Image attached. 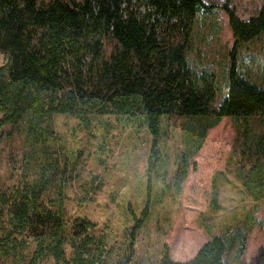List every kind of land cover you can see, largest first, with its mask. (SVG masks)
<instances>
[{
	"label": "trees",
	"instance_id": "16d2710c",
	"mask_svg": "<svg viewBox=\"0 0 264 264\" xmlns=\"http://www.w3.org/2000/svg\"><path fill=\"white\" fill-rule=\"evenodd\" d=\"M213 8L203 0H50L43 6L0 0L6 58L0 66V131L10 125L24 136L20 182L0 188V264H43L47 257L58 264H135L138 233L152 214L161 124L169 117L212 119L202 137L221 119H233L241 183L254 201L264 200V131L252 134L250 125L258 119L264 126V87L237 66L240 51L264 35V7L243 21L223 6L235 44L228 92L217 109L213 104L223 89L215 75L195 72L188 59L195 22ZM59 114L86 124L104 116L146 119L153 137L146 200L140 214L129 206L132 225L124 231L121 253L92 221L67 217L71 158L55 129ZM227 233L187 262L173 261L165 246L160 264H225Z\"/></svg>",
	"mask_w": 264,
	"mask_h": 264
},
{
	"label": "rangeland",
	"instance_id": "374dc122",
	"mask_svg": "<svg viewBox=\"0 0 264 264\" xmlns=\"http://www.w3.org/2000/svg\"><path fill=\"white\" fill-rule=\"evenodd\" d=\"M37 1L43 6L50 0ZM203 1L214 8L198 16L188 59L195 72L215 75V84L223 89L213 104L217 109L228 92L229 55L235 44L223 6L248 21L264 7V0ZM107 50L110 53L112 47ZM5 61L0 50V66ZM237 66L264 87V35L240 51ZM211 121L202 117L163 120L164 136L153 175L152 214L138 233L135 264H160L165 246L173 261H190L205 243L225 232V264H264V200L254 201L241 183L242 149L236 143V123L223 118L202 137L203 127ZM54 122L71 158L68 219H89L120 252L124 231L132 225L129 206L140 214L146 200L153 144L146 119L104 116L86 124L59 114ZM250 125L252 134L263 133L258 119ZM23 140L10 125L0 131V188L20 182ZM201 140L200 149L194 151L193 144ZM250 164L243 163L246 167ZM184 170L186 176L177 188ZM43 264L58 263L47 257Z\"/></svg>",
	"mask_w": 264,
	"mask_h": 264
}]
</instances>
